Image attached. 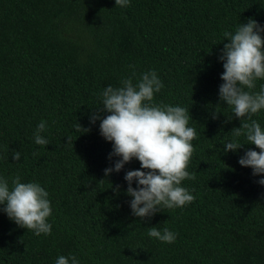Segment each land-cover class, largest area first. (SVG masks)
<instances>
[{"label": "trees", "instance_id": "trees-1", "mask_svg": "<svg viewBox=\"0 0 264 264\" xmlns=\"http://www.w3.org/2000/svg\"><path fill=\"white\" fill-rule=\"evenodd\" d=\"M249 19L264 28V0H0V177L10 189L17 176L39 183L52 208L51 234L37 236L0 205V264H56L61 255L79 264H264V174L238 162L260 150L233 136L246 118L219 99L224 33ZM149 71L163 83L152 104L189 110L195 179L181 186L195 200L141 219L125 175L144 169L133 158L106 177L121 157L109 159L114 142L100 132L109 113L90 117L107 86L135 85ZM262 87L257 79L245 91ZM251 118L264 130V109ZM41 121L43 146L34 141ZM234 139L245 145L224 152ZM150 227L175 241L149 237Z\"/></svg>", "mask_w": 264, "mask_h": 264}, {"label": "clouds", "instance_id": "clouds-1", "mask_svg": "<svg viewBox=\"0 0 264 264\" xmlns=\"http://www.w3.org/2000/svg\"><path fill=\"white\" fill-rule=\"evenodd\" d=\"M130 0H115L116 6L126 7ZM264 32L257 21L249 19L235 31L225 32L228 43L224 44L219 59L223 61L224 81L219 88L220 101L231 106L235 117L247 122L232 129L234 137L245 136L250 145L260 151L248 149L239 159L243 167H251L253 176L264 174V130L253 120V114L264 109V87L260 92L245 91L255 87L257 79H264ZM122 86H107L102 92V107L98 108L90 122L101 119L99 112L109 113L101 119L100 132L105 140L113 143L112 156L121 157L114 167L104 170L105 176L113 171L119 172L133 158L139 160L141 169L131 170L125 175L128 182L127 195L132 214L141 219L151 217L163 208L183 207L195 200L182 181L195 179L194 174L187 171L194 148L192 141L197 138L196 130L189 126V110L181 106L155 105L154 94L160 92L163 83L155 71L145 72L137 84L128 78L121 82ZM47 128L41 121L34 134L38 145L49 142L40 133ZM81 126L78 124L77 130ZM88 131L87 129H83ZM71 143V137L67 138ZM243 145L237 140L224 145V152L236 151ZM13 159H20V152L14 151ZM136 181L137 187L132 183ZM264 185V179L258 181ZM119 191V186H117ZM48 192L39 183H21L19 176L12 179V188L8 180L0 177V205H6L3 211L18 226L34 231L35 235H50L52 226L47 222L52 214ZM149 237L171 244L176 235L164 228L150 227ZM79 264L76 256H59L56 264Z\"/></svg>", "mask_w": 264, "mask_h": 264}]
</instances>
